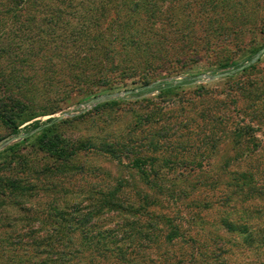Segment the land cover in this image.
Instances as JSON below:
<instances>
[{"label":"rangeland","instance_id":"1","mask_svg":"<svg viewBox=\"0 0 264 264\" xmlns=\"http://www.w3.org/2000/svg\"><path fill=\"white\" fill-rule=\"evenodd\" d=\"M5 4L0 96L23 101L21 130L58 118L53 132L80 150L57 172L32 140L0 148L19 144L0 163L25 165L0 175L31 186L28 199L0 198V255L20 257L11 241L49 222L52 208L74 218L113 192L121 213L93 228L114 230L106 241L123 244L118 264H264V54L245 72L222 68L264 47V0H31L9 18ZM186 77L196 79L150 91ZM97 98L106 100L87 105ZM13 137L0 124V143ZM79 142L109 143L121 161ZM123 223L133 230L118 232ZM117 253L106 250V264Z\"/></svg>","mask_w":264,"mask_h":264},{"label":"trees","instance_id":"2","mask_svg":"<svg viewBox=\"0 0 264 264\" xmlns=\"http://www.w3.org/2000/svg\"><path fill=\"white\" fill-rule=\"evenodd\" d=\"M31 0H6L3 11L8 14V18L14 17V12H20L28 10V5ZM261 49V48H260ZM259 49V50H260ZM259 50L254 51L255 55ZM232 67L235 70L240 67L237 64L222 65V68ZM254 66L249 65L243 68L241 72H245L252 69ZM241 72L237 71L236 74ZM195 77H186L176 84L172 85L171 82L166 83H154L151 86V90H156L159 94H168L181 85H188L195 81ZM1 82V81H0ZM147 82L143 83L138 92L134 96H138L141 93L147 91L145 86ZM141 92V93H140ZM116 102H108L97 105L94 109L103 107L106 105L115 104ZM23 106V101L19 98H5L0 96V124L9 130L11 136L19 137L22 136L21 142H28L32 140L33 146L38 152L46 154L54 160L56 167L54 170L62 172L63 168L67 166V160H69L77 150L78 147L73 146L63 136L54 133L53 130L57 127L58 118H48L46 121L40 123L39 121H33L28 125L24 131L19 128L16 121V114L19 107ZM32 130H37L35 135H30ZM81 148H90V144L87 146L78 143ZM19 147V144L8 147L5 151L0 152V156L4 155L6 151H14ZM96 152L105 154L110 158L121 161L116 149L105 142H101L95 147ZM119 152V151H118ZM25 165V164H24ZM19 161L14 162L13 157H5L3 163H0V172L4 170L13 169L12 166H24ZM131 165L140 173V178L145 184L150 183V178L147 177L142 171V163L139 159H133ZM22 181L19 177H13L11 175H0V198L13 197L20 199H28L29 189L31 186L22 185ZM146 200H149V196H145ZM155 202V197H151ZM115 194L109 192L105 197L96 203L95 206L89 207L85 211H78L76 217H70L66 209L52 208V216L49 222L41 221L37 226L34 224L26 225V240L20 241L15 239L11 241L13 252L16 254L21 251L20 257H8L9 260L13 259L12 264H106L104 253L106 250L118 251L114 255V263L118 264V260L123 250V244H119L117 241H112V246L108 247L106 241L111 236L110 232L114 230L104 229L102 231H96L93 228L95 220H99L100 217L106 212H117L121 213L120 207H117L114 203ZM117 200V199H116ZM118 201V200H117ZM1 207V206H0ZM50 212V211H49ZM70 219H67V218ZM169 226H172L171 224ZM116 228L118 232H123L129 228L133 230L131 224H118ZM171 230L166 235V238L170 240L171 236L177 235L176 227H170ZM42 233V234H40ZM70 234L69 236H67ZM122 234V233H118ZM116 242V243H115ZM14 246H17L14 247ZM23 257V258H21ZM101 258V259H100ZM0 264H9V260L4 258V255H0ZM111 264V263H107Z\"/></svg>","mask_w":264,"mask_h":264},{"label":"water","instance_id":"3","mask_svg":"<svg viewBox=\"0 0 264 264\" xmlns=\"http://www.w3.org/2000/svg\"><path fill=\"white\" fill-rule=\"evenodd\" d=\"M264 54V47H262L259 51H258V53H256V55L251 59V61L249 62V63H247V64H245V65H242L241 67H239L238 69H236V70H242L243 68H245L246 66H248V65H250V64H252V63H254L255 61H257L258 60V58L261 56V55H263ZM233 71H230V72H224V73H221V74H218V75H214L213 77H212V79H216V78H218V77H221V76H227V75H229L230 73H232ZM199 77H197V79H198ZM110 97H112V96H110ZM106 100V98H97V99H93V100H90L88 103H87V105H96V104H98V103H101V102H103V101H105ZM34 131H37V130H34ZM23 137V135L22 136H19V137H13V138H11V139H9V140H7V141H5V142H3V143H0V148L4 145V144H7V143H9V142H11V141H13V140H17V139H20V138H22Z\"/></svg>","mask_w":264,"mask_h":264}]
</instances>
